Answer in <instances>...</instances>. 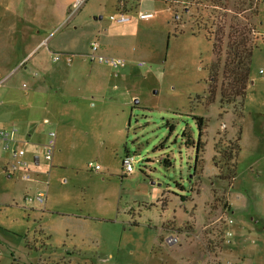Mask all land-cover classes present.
<instances>
[{
    "label": "rangeland",
    "instance_id": "374dc122",
    "mask_svg": "<svg viewBox=\"0 0 264 264\" xmlns=\"http://www.w3.org/2000/svg\"><path fill=\"white\" fill-rule=\"evenodd\" d=\"M196 7L224 30L218 60L194 25ZM5 8L15 13L8 26L19 52L28 41L37 47L25 66L50 72L47 116L36 109L31 130L0 124L18 129L31 176L5 171L0 141V223L29 225L35 264H264V0H0V16ZM120 8L128 21L111 19ZM140 10L153 17L141 19ZM233 17L256 38L243 100L223 106ZM92 41L127 61L119 74L87 56ZM21 74L10 97L35 104L42 95ZM238 136L225 179L233 165L225 149ZM126 153L135 159L130 173ZM38 191L43 204L25 202Z\"/></svg>",
    "mask_w": 264,
    "mask_h": 264
},
{
    "label": "crops",
    "instance_id": "0c3cea01",
    "mask_svg": "<svg viewBox=\"0 0 264 264\" xmlns=\"http://www.w3.org/2000/svg\"><path fill=\"white\" fill-rule=\"evenodd\" d=\"M9 19H15V13L9 17L7 8H5V11L0 16V124H16L25 127L26 130H31L29 122L32 120L31 118H33L35 111L45 110L44 116H47L45 114H47L46 111L49 109V99L43 94H46L51 87L45 78L46 75L50 76V72L41 63H38L35 67L25 66L26 61L34 59L37 47L35 43L30 45V41H28L24 45L22 53H20L19 44H14L16 36H14L13 25L8 26ZM43 44H47V41L45 40ZM98 50L102 53L99 44ZM119 69H113L115 75L119 74ZM20 71H22L21 75H26L31 82L32 94L38 93L42 95L35 104H30L28 101L20 102L15 100L13 96L10 97V93L16 91L14 85L10 84V82L13 81L12 79L15 76L20 74ZM30 92L25 90L27 95ZM26 124H28V127ZM22 137L27 141L31 134L27 133L24 136L22 135ZM36 161L38 163L37 156H35ZM10 228L0 223V264H35L34 262L39 259V255L36 252H32V250H28L25 243L30 230L29 225H24L18 229L15 226H10Z\"/></svg>",
    "mask_w": 264,
    "mask_h": 264
},
{
    "label": "trees",
    "instance_id": "16d2710c",
    "mask_svg": "<svg viewBox=\"0 0 264 264\" xmlns=\"http://www.w3.org/2000/svg\"><path fill=\"white\" fill-rule=\"evenodd\" d=\"M124 3H120V6H123V8L125 6ZM200 8L196 7L197 12L200 14L197 16L198 19L194 22V25L198 30H203L206 37L212 40V53L213 56H215V60H218L222 54V49L224 46V30L222 27H219L220 31H216L213 28V19L210 21L209 15L205 12H202L206 8ZM255 12H257V10ZM233 18L235 20L231 19L233 21L229 23L228 31L226 33L227 41L225 45V56L221 72L222 82L220 85V101L223 106L229 105L235 101L237 97L241 98V102L243 100L247 84L249 83L250 62L256 38V32L253 26L249 25L247 22L242 23L240 20L238 21L236 17ZM214 94V87L210 85L209 95L207 96L206 103L210 104L214 101ZM195 117L199 121L200 127L203 124V129L206 124L204 118L200 116ZM239 139L240 136L234 140H229V143L227 144L228 146L225 149V152H227L225 158L228 161L233 160V165H231L228 169L229 173H227L228 176H226L225 179L228 178L229 180H232L233 178L232 169L234 166L235 155L239 150ZM198 145L201 147V142H199ZM26 247L30 249V246Z\"/></svg>",
    "mask_w": 264,
    "mask_h": 264
},
{
    "label": "built area",
    "instance_id": "2783aa9c",
    "mask_svg": "<svg viewBox=\"0 0 264 264\" xmlns=\"http://www.w3.org/2000/svg\"><path fill=\"white\" fill-rule=\"evenodd\" d=\"M123 7V6H121ZM138 16L141 19H150L153 17V13L151 12H144L138 11ZM111 19L115 20L116 22H126L129 20V16H127L124 11L121 9L119 14L115 16H111ZM87 56L92 59L93 61H97L98 63L110 66L113 69H119L120 67L126 64V60L121 57L104 55L99 52L98 50V43L96 41H92L89 45V53ZM54 60L60 59V56H54ZM69 61V59L67 58ZM144 62H138V65H143ZM18 129L15 126L9 127H0V141L2 142V147L4 150L8 152L9 161L4 166L5 171L12 175L16 172L21 173V177L24 179H30V172H29V163L26 159V152L23 147L19 145L18 141ZM53 137L50 139L48 144L47 153L45 158L47 160L51 159L52 148L54 146V134H51ZM134 156L129 153H126L122 159V165L124 172L130 173L133 171V163H134ZM93 167V166H92ZM24 200L26 203L36 202L38 204H43L46 200V194L44 191H38L34 196H25ZM231 233L228 232L227 235ZM168 242H178L177 236L170 235L167 238ZM229 242V240H228Z\"/></svg>",
    "mask_w": 264,
    "mask_h": 264
},
{
    "label": "water",
    "instance_id": "95a60500",
    "mask_svg": "<svg viewBox=\"0 0 264 264\" xmlns=\"http://www.w3.org/2000/svg\"><path fill=\"white\" fill-rule=\"evenodd\" d=\"M36 163H37V161H36Z\"/></svg>",
    "mask_w": 264,
    "mask_h": 264
}]
</instances>
